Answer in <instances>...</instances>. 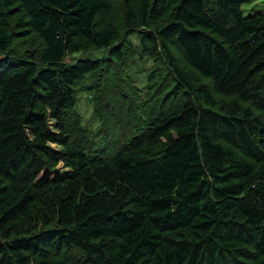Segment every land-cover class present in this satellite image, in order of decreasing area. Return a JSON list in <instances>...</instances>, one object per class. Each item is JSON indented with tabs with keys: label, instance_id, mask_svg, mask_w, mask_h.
I'll use <instances>...</instances> for the list:
<instances>
[{
	"label": "trees",
	"instance_id": "1",
	"mask_svg": "<svg viewBox=\"0 0 264 264\" xmlns=\"http://www.w3.org/2000/svg\"><path fill=\"white\" fill-rule=\"evenodd\" d=\"M257 1L0 0V264H264Z\"/></svg>",
	"mask_w": 264,
	"mask_h": 264
},
{
	"label": "rangeland",
	"instance_id": "2",
	"mask_svg": "<svg viewBox=\"0 0 264 264\" xmlns=\"http://www.w3.org/2000/svg\"><path fill=\"white\" fill-rule=\"evenodd\" d=\"M242 10L245 16H250L256 13H262L264 12V0H259L253 4H245ZM129 42L133 50V55L131 59L124 64L125 75L127 76L126 78L132 85H136V87L138 88H136L138 92H141L142 96L140 102H142L145 97V94H149L148 85L154 63L149 57L143 54L140 49V41L136 36H131ZM99 55L103 54H78L71 58V61L68 60L67 62L75 64L76 61L81 57L95 58ZM107 81L108 80L104 82V85ZM96 82L97 78L95 76H88L83 80L82 84L85 88H88ZM108 87L109 86H105V88ZM77 102L78 113L80 114L82 119V127L87 133V137L89 138L90 144L95 150L103 149L105 142H107L104 136L105 127L102 126L99 117H97L98 115H95L94 113V104L92 101V96L84 91L79 92Z\"/></svg>",
	"mask_w": 264,
	"mask_h": 264
}]
</instances>
